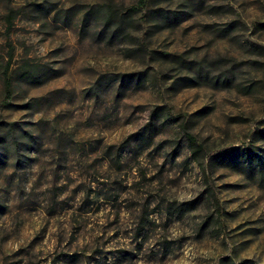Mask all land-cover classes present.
Listing matches in <instances>:
<instances>
[{
	"label": "rangeland",
	"instance_id": "obj_1",
	"mask_svg": "<svg viewBox=\"0 0 264 264\" xmlns=\"http://www.w3.org/2000/svg\"><path fill=\"white\" fill-rule=\"evenodd\" d=\"M0 264H264V0H0Z\"/></svg>",
	"mask_w": 264,
	"mask_h": 264
},
{
	"label": "trees",
	"instance_id": "obj_2",
	"mask_svg": "<svg viewBox=\"0 0 264 264\" xmlns=\"http://www.w3.org/2000/svg\"><path fill=\"white\" fill-rule=\"evenodd\" d=\"M10 22L11 21L9 20L8 23H10ZM5 83H6L5 85L7 86L8 85V79H6ZM189 142L192 144V140L190 138H189ZM228 154H229L228 152H220V153H217L215 155H212L210 157V159H211V161H215L217 163L222 164L228 160V158H229ZM242 155H244V156L246 155L248 158L251 157V153L249 151H243Z\"/></svg>",
	"mask_w": 264,
	"mask_h": 264
}]
</instances>
